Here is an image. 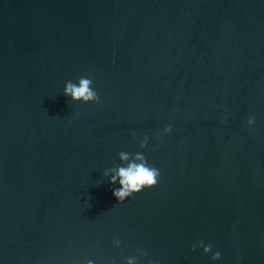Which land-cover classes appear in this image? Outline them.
Returning a JSON list of instances; mask_svg holds the SVG:
<instances>
[{
    "label": "water",
    "instance_id": "95a60500",
    "mask_svg": "<svg viewBox=\"0 0 264 264\" xmlns=\"http://www.w3.org/2000/svg\"><path fill=\"white\" fill-rule=\"evenodd\" d=\"M89 74L99 103H72ZM121 151L160 179L117 205ZM137 249L264 264V0H0V264Z\"/></svg>",
    "mask_w": 264,
    "mask_h": 264
},
{
    "label": "clouds",
    "instance_id": "9594fccd",
    "mask_svg": "<svg viewBox=\"0 0 264 264\" xmlns=\"http://www.w3.org/2000/svg\"><path fill=\"white\" fill-rule=\"evenodd\" d=\"M63 95L69 97L72 103L81 104H96L99 103V94L94 87L93 78L91 75L81 76L78 81H67L63 88ZM255 117L250 116L247 120L249 127L254 124ZM171 127L163 129L164 134H169ZM148 143V137L145 136L139 142V148L144 149ZM119 165L106 169L103 172V176L108 178L110 185H116L119 187L113 189V196L118 204H122L125 200L140 193L142 190L151 189L159 183L160 171L153 165H150L143 153L138 151L136 153H130L127 151H121L118 153ZM113 246L119 248L120 240L114 238ZM197 248H202L204 254L212 252L211 259L217 261L221 257L220 252H213L212 244L204 245L203 241H198L191 248V251H195ZM148 254L145 250L137 249V255L128 257L125 264H138V260L146 257ZM87 264H93L91 260L87 261ZM109 264H115V261H110ZM152 264V261H149Z\"/></svg>",
    "mask_w": 264,
    "mask_h": 264
}]
</instances>
